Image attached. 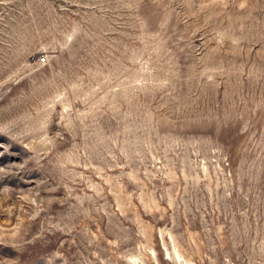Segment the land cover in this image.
<instances>
[{"label":"rangeland","instance_id":"1","mask_svg":"<svg viewBox=\"0 0 264 264\" xmlns=\"http://www.w3.org/2000/svg\"><path fill=\"white\" fill-rule=\"evenodd\" d=\"M0 264H264V0H0Z\"/></svg>","mask_w":264,"mask_h":264},{"label":"built area","instance_id":"2","mask_svg":"<svg viewBox=\"0 0 264 264\" xmlns=\"http://www.w3.org/2000/svg\"><path fill=\"white\" fill-rule=\"evenodd\" d=\"M39 59H40V61H43V62L46 60V58L44 56L39 57Z\"/></svg>","mask_w":264,"mask_h":264},{"label":"bare ground","instance_id":"3","mask_svg":"<svg viewBox=\"0 0 264 264\" xmlns=\"http://www.w3.org/2000/svg\"><path fill=\"white\" fill-rule=\"evenodd\" d=\"M135 261V260H134Z\"/></svg>","mask_w":264,"mask_h":264}]
</instances>
